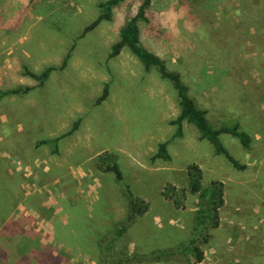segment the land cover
Instances as JSON below:
<instances>
[{
    "label": "rangeland",
    "instance_id": "374dc122",
    "mask_svg": "<svg viewBox=\"0 0 264 264\" xmlns=\"http://www.w3.org/2000/svg\"><path fill=\"white\" fill-rule=\"evenodd\" d=\"M106 1L0 0V92L31 88L0 96V264L196 263L194 253L155 255L193 234L190 164L205 187L224 184L220 225L200 239V264H264V19H251L264 0H152L148 23L140 21L142 46L181 76L210 122L249 134L251 151L220 136L245 170L187 121L174 138L180 100L157 67L147 70L128 48L109 58L142 0H125L83 35ZM68 55L43 84L27 75L60 68ZM243 86L260 91L253 115L239 106ZM164 142L171 160L153 161ZM103 153L117 156L122 182L97 169ZM169 184L186 193L183 207L162 195ZM130 194L148 211L128 222Z\"/></svg>",
    "mask_w": 264,
    "mask_h": 264
},
{
    "label": "trees",
    "instance_id": "16d2710c",
    "mask_svg": "<svg viewBox=\"0 0 264 264\" xmlns=\"http://www.w3.org/2000/svg\"><path fill=\"white\" fill-rule=\"evenodd\" d=\"M125 0H107L99 5L100 15L84 29L83 35L89 33L95 29L103 21H110L112 18V10L122 5ZM152 0H142L139 11L136 16L132 17L125 26L122 27L119 34V40L115 42L111 47V52L109 58L117 57L124 48H128L144 65V67L149 70L151 67L155 66L159 69L161 76L165 79L171 81L178 92L181 112L179 116L170 122L171 125L176 126V131L174 133V138L183 137V122L187 121L192 124L198 131L201 140H206L209 142L213 148L216 155H222L226 157L234 167L238 170H245L246 166L240 164L236 161L228 152V150L223 145L220 136L223 134L231 135L237 138L244 149L251 151L252 139L249 134L240 129L239 124L233 127L223 126L218 128L213 125L207 118V110L201 109L198 103L193 99L189 93V87L183 83L181 76L175 72H169L163 60L156 54L148 51L142 46L141 43V24L140 21H146L147 10L150 9ZM235 11H233L234 13ZM232 13V14H233ZM244 18L239 19L241 21ZM251 19L255 22H260L264 19V7L260 9H254V14ZM234 20V25L237 24L238 20ZM264 22V21H263ZM239 24V23H238ZM69 55L63 60L60 68L54 66L46 67L40 74H35L33 72L27 71V75L31 78L39 81L43 84L50 78V75L54 71H61L67 66ZM248 87L252 88L253 85L250 84ZM248 87L243 86L240 92L239 102L246 107V110L250 113H255V108H257L260 99V91L249 90ZM30 87L18 88L16 90H11L8 92H0V96L13 95L17 93H26L30 90ZM249 90V91H248ZM108 85L106 84L103 89L102 96L97 100V104H100L108 97ZM78 122L73 127L75 131L78 127ZM59 138L53 140L43 141L42 144H56ZM169 142L161 143L158 147V152L153 156V161L162 160L168 162L171 160V156L168 150ZM96 167L99 171L103 173H113L117 180L122 182V174L117 163V156L115 154L103 153L98 156L96 160ZM203 171L197 164H190L187 167V178L189 185V193L196 196L197 198V211L194 222L193 234L190 237L188 243L180 246L179 248L173 249L171 251H159L155 255L161 257L166 255H184L189 256L190 253H194L196 257V263L189 264H200L204 257V252L200 249V239L207 242L209 236L206 234L208 230H216L220 225V210L224 206V184L220 181H213L208 187L203 185ZM162 195L169 201L173 203L176 208H181L184 206L183 200L186 193L183 191H178L172 185H168ZM129 204L131 208V215L128 218V222H131L134 216L144 215L148 211V204L145 202L138 201L132 194L129 195ZM127 225H122L119 229L118 236L121 237L126 231ZM117 264H120L118 262Z\"/></svg>",
    "mask_w": 264,
    "mask_h": 264
},
{
    "label": "crops",
    "instance_id": "0c3cea01",
    "mask_svg": "<svg viewBox=\"0 0 264 264\" xmlns=\"http://www.w3.org/2000/svg\"><path fill=\"white\" fill-rule=\"evenodd\" d=\"M235 85H237V84H235ZM238 103H239V106L242 105L239 101H238ZM240 104H241V105H240ZM239 109H241V107H240ZM246 112H248V111H246ZM254 112H256V109H255ZM238 113H239V112L237 111V112H236V115H239ZM248 113H249V114H252V115L254 114V113H250V112H248ZM239 126H240V125H239ZM240 127H241V126H240ZM251 147H252V145H251Z\"/></svg>",
    "mask_w": 264,
    "mask_h": 264
}]
</instances>
